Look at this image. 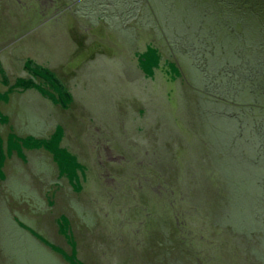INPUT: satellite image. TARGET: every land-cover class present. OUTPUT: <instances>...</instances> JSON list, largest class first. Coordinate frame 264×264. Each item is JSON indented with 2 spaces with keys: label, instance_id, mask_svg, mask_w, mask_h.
Here are the masks:
<instances>
[{
  "label": "rangeland",
  "instance_id": "rangeland-1",
  "mask_svg": "<svg viewBox=\"0 0 264 264\" xmlns=\"http://www.w3.org/2000/svg\"><path fill=\"white\" fill-rule=\"evenodd\" d=\"M67 5L0 0V264H259L154 31Z\"/></svg>",
  "mask_w": 264,
  "mask_h": 264
},
{
  "label": "trees",
  "instance_id": "trees-1",
  "mask_svg": "<svg viewBox=\"0 0 264 264\" xmlns=\"http://www.w3.org/2000/svg\"><path fill=\"white\" fill-rule=\"evenodd\" d=\"M61 1L92 23L121 28L126 37L136 32L132 26L154 31L193 93L190 109L221 155L214 160L225 197L220 218L255 238L251 255L264 264V0Z\"/></svg>",
  "mask_w": 264,
  "mask_h": 264
}]
</instances>
